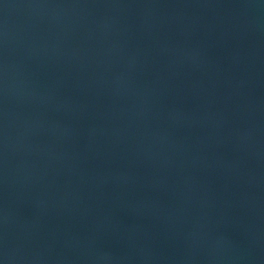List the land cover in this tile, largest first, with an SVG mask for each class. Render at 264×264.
<instances>
[{"label": "water", "instance_id": "95a60500", "mask_svg": "<svg viewBox=\"0 0 264 264\" xmlns=\"http://www.w3.org/2000/svg\"><path fill=\"white\" fill-rule=\"evenodd\" d=\"M0 264H264V0H0Z\"/></svg>", "mask_w": 264, "mask_h": 264}]
</instances>
